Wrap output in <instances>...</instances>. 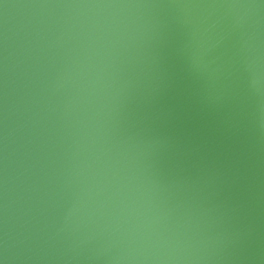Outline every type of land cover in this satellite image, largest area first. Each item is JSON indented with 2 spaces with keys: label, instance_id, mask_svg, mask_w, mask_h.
I'll return each instance as SVG.
<instances>
[{
  "label": "water",
  "instance_id": "obj_1",
  "mask_svg": "<svg viewBox=\"0 0 264 264\" xmlns=\"http://www.w3.org/2000/svg\"><path fill=\"white\" fill-rule=\"evenodd\" d=\"M2 264H264V0H0Z\"/></svg>",
  "mask_w": 264,
  "mask_h": 264
},
{
  "label": "snow or ice",
  "instance_id": "obj_2",
  "mask_svg": "<svg viewBox=\"0 0 264 264\" xmlns=\"http://www.w3.org/2000/svg\"><path fill=\"white\" fill-rule=\"evenodd\" d=\"M0 264H2V262H0Z\"/></svg>",
  "mask_w": 264,
  "mask_h": 264
}]
</instances>
